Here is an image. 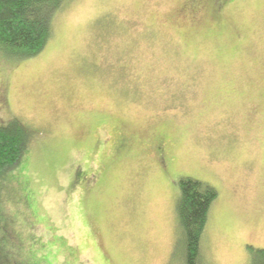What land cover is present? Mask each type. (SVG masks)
<instances>
[{"label": "rangeland", "instance_id": "obj_1", "mask_svg": "<svg viewBox=\"0 0 264 264\" xmlns=\"http://www.w3.org/2000/svg\"><path fill=\"white\" fill-rule=\"evenodd\" d=\"M12 118L0 264H181V178L217 192L208 264L264 249V0H66L41 53L0 55Z\"/></svg>", "mask_w": 264, "mask_h": 264}, {"label": "trees", "instance_id": "obj_2", "mask_svg": "<svg viewBox=\"0 0 264 264\" xmlns=\"http://www.w3.org/2000/svg\"><path fill=\"white\" fill-rule=\"evenodd\" d=\"M65 2L0 0V55L20 61L41 53L51 38L53 18ZM32 138V131L16 118L0 124V174L16 165ZM178 185L181 264H208L202 257L201 241L217 192L192 178H181ZM247 249L249 264H264V249Z\"/></svg>", "mask_w": 264, "mask_h": 264}, {"label": "flooded vegetation", "instance_id": "obj_3", "mask_svg": "<svg viewBox=\"0 0 264 264\" xmlns=\"http://www.w3.org/2000/svg\"><path fill=\"white\" fill-rule=\"evenodd\" d=\"M160 148H161V142L158 143L157 146H156V149L158 150V153H161L162 152V149H160Z\"/></svg>", "mask_w": 264, "mask_h": 264}]
</instances>
